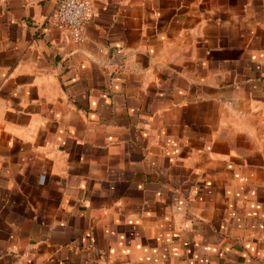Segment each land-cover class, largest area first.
I'll return each instance as SVG.
<instances>
[{
    "label": "crops",
    "instance_id": "obj_1",
    "mask_svg": "<svg viewBox=\"0 0 264 264\" xmlns=\"http://www.w3.org/2000/svg\"><path fill=\"white\" fill-rule=\"evenodd\" d=\"M0 0V264H264V0Z\"/></svg>",
    "mask_w": 264,
    "mask_h": 264
},
{
    "label": "built area",
    "instance_id": "obj_2",
    "mask_svg": "<svg viewBox=\"0 0 264 264\" xmlns=\"http://www.w3.org/2000/svg\"><path fill=\"white\" fill-rule=\"evenodd\" d=\"M56 7L49 20L59 30L70 33L73 41L82 43L84 29L93 16L92 0H55Z\"/></svg>",
    "mask_w": 264,
    "mask_h": 264
}]
</instances>
